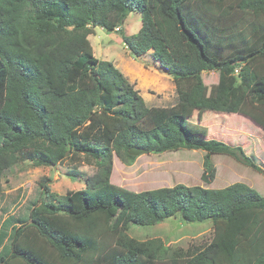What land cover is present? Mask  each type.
<instances>
[{"label": "trees", "instance_id": "1", "mask_svg": "<svg viewBox=\"0 0 264 264\" xmlns=\"http://www.w3.org/2000/svg\"><path fill=\"white\" fill-rule=\"evenodd\" d=\"M224 1L209 0L217 7ZM195 3L0 0V191L4 173L26 161L36 167L69 163L71 178L79 175L82 160L96 166L83 189L65 195L52 193L43 179L27 218L12 225L0 264H95V258L105 264L166 259L170 264H264V196L249 186L179 184L130 192L110 183L113 157L132 159V147L151 154L202 151L205 183L214 178L211 155L230 156L260 171L240 147L196 136L180 108L242 114L264 131V0L236 1V8L252 18L236 34L205 25ZM132 12L139 14L141 26L127 36L120 28ZM97 27L108 33L119 28L133 59L149 53L171 77L176 104L146 106L111 62L95 58L88 37ZM209 71H216L218 80L208 96L201 75ZM176 217L184 223L210 222L212 240L183 252L159 239L137 241L125 234L130 226ZM25 230L51 258L23 240ZM100 230L112 237L111 247L101 246Z\"/></svg>", "mask_w": 264, "mask_h": 264}, {"label": "rangeland", "instance_id": "2", "mask_svg": "<svg viewBox=\"0 0 264 264\" xmlns=\"http://www.w3.org/2000/svg\"><path fill=\"white\" fill-rule=\"evenodd\" d=\"M237 0H225L219 7L209 0H197V10L204 14L205 25L212 23L224 33L234 32L241 24L249 25L252 18L236 8ZM196 10V11H197ZM141 26L138 13H130L120 31L127 36L135 35ZM119 28L106 32L97 27L88 37L93 55L98 60L111 62L123 76L134 85L148 107H170L176 104L177 96L174 83L169 75L153 64L149 53L139 59H133L127 52ZM239 33V32H238ZM239 38V37H238ZM239 47V42L236 40ZM155 63V62H154ZM238 69L234 71L237 75ZM203 85L207 95L213 93L217 85L216 71L203 72ZM183 109V110H181ZM181 115L188 121L196 136L202 139L222 141L231 147H240L244 154L254 159L260 171H254L240 161L226 155H211L210 164L214 171L211 182L202 181L205 153L194 150H178L162 154H141L113 157L110 183L130 192L155 190L175 185L201 186L208 189H220L234 183H243L264 196V131L252 119L242 114H222L207 111L180 108ZM71 166L64 162L54 167H36L26 161L7 170L1 180L0 191V232L3 222L10 221L6 228L7 235L0 243V255L9 250L11 230L19 226V218H27L31 205L39 195L40 183L46 179L50 191L56 195H65L70 191L84 188V180L96 171L94 162L81 161L79 175L71 178ZM6 221V222H7ZM24 221V220H22ZM264 223V222H263ZM23 240L51 258L44 245L27 230ZM125 234L137 241L159 239L171 250L187 251L207 245L214 236V227L210 222L184 223L179 218H169L164 222L147 227L130 226ZM101 246L109 248L113 239L108 233L98 232ZM19 264V263H16ZM95 264H105L95 258ZM157 264H170L166 259Z\"/></svg>", "mask_w": 264, "mask_h": 264}, {"label": "water", "instance_id": "3", "mask_svg": "<svg viewBox=\"0 0 264 264\" xmlns=\"http://www.w3.org/2000/svg\"><path fill=\"white\" fill-rule=\"evenodd\" d=\"M141 154H149V152L147 150L139 149V148H136V147H132L128 151V155L133 156V157L141 155Z\"/></svg>", "mask_w": 264, "mask_h": 264}]
</instances>
